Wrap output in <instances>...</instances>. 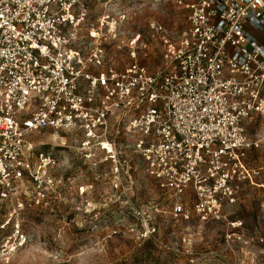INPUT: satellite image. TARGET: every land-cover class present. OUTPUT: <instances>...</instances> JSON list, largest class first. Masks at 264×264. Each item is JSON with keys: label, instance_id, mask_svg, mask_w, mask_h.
Wrapping results in <instances>:
<instances>
[{"label": "built area", "instance_id": "obj_1", "mask_svg": "<svg viewBox=\"0 0 264 264\" xmlns=\"http://www.w3.org/2000/svg\"><path fill=\"white\" fill-rule=\"evenodd\" d=\"M89 3L0 0V201L9 206L2 227L24 208L27 187L39 203L53 184L51 156L35 153L34 133H81L78 149L90 157L94 142L118 172L111 120L133 139L158 188L174 196V216L189 217L180 199L189 190L200 221L227 220L223 209L243 184L264 189L257 181L264 168L249 163L250 152L264 146V0H150L154 9L172 3L186 13L176 35L148 24L150 39L161 36L165 66L158 73L137 62L144 45L137 33L126 39L131 62H111L106 45L121 49L125 32L105 13L113 4L94 18ZM226 225L225 247L169 248L192 255L175 264H264L235 247L253 241L264 253V232L246 236L241 221ZM26 241L15 228L0 256Z\"/></svg>", "mask_w": 264, "mask_h": 264}, {"label": "rangeland", "instance_id": "obj_2", "mask_svg": "<svg viewBox=\"0 0 264 264\" xmlns=\"http://www.w3.org/2000/svg\"><path fill=\"white\" fill-rule=\"evenodd\" d=\"M107 1L114 11L105 12ZM89 4L94 18L104 11L120 21L125 32L120 38L121 49L116 44L106 45L108 58L117 67L131 62L126 39L137 33L144 42L136 49L137 62L158 73L165 66L161 36L149 38V22L175 35L186 25L185 11L172 3L155 5V9L150 0H90ZM110 123L109 135L119 151L118 172L94 142L90 157L78 149L85 140L81 133L54 135L42 130L32 135L35 153L51 156L47 169L53 184L39 203L35 191L27 187L22 196L24 208L5 227L2 224L9 206L0 201V249L17 227L27 236L15 252L0 256V264H175L176 259L188 262L192 255L176 256L169 248L203 251L225 247L222 232L227 221H241L240 231L246 236L264 232V189L255 185L243 184L234 203L224 207L227 220L200 221L189 190L180 196L189 217L174 216V196L158 188L146 173L144 160L130 147L133 139L119 131L114 120ZM248 129L253 135L258 125ZM249 163L264 168V146L250 152ZM257 181H264V174ZM261 246L253 241L235 244L244 251L241 257L251 255L264 263V253L258 252Z\"/></svg>", "mask_w": 264, "mask_h": 264}]
</instances>
